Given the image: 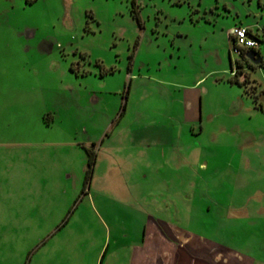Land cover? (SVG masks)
I'll return each instance as SVG.
<instances>
[{
  "label": "rangeland",
  "instance_id": "rangeland-1",
  "mask_svg": "<svg viewBox=\"0 0 264 264\" xmlns=\"http://www.w3.org/2000/svg\"><path fill=\"white\" fill-rule=\"evenodd\" d=\"M150 223L264 264V0H0V264H125Z\"/></svg>",
  "mask_w": 264,
  "mask_h": 264
},
{
  "label": "crops",
  "instance_id": "crops-1",
  "mask_svg": "<svg viewBox=\"0 0 264 264\" xmlns=\"http://www.w3.org/2000/svg\"><path fill=\"white\" fill-rule=\"evenodd\" d=\"M186 199L188 200V197ZM154 237L155 241L147 242L146 238L151 240ZM128 251L130 253H127L125 264H240L234 253L235 259L232 260L222 257L210 258L205 254L198 257L191 248L183 247L182 244L162 242L161 231L154 223L145 225L140 245H133ZM111 257L106 264H118L116 260L112 261Z\"/></svg>",
  "mask_w": 264,
  "mask_h": 264
},
{
  "label": "built area",
  "instance_id": "built-area-1",
  "mask_svg": "<svg viewBox=\"0 0 264 264\" xmlns=\"http://www.w3.org/2000/svg\"><path fill=\"white\" fill-rule=\"evenodd\" d=\"M230 41V48L234 54L243 55L250 50H256L259 42L249 34L245 27H233L227 31Z\"/></svg>",
  "mask_w": 264,
  "mask_h": 264
},
{
  "label": "water",
  "instance_id": "water-1",
  "mask_svg": "<svg viewBox=\"0 0 264 264\" xmlns=\"http://www.w3.org/2000/svg\"><path fill=\"white\" fill-rule=\"evenodd\" d=\"M245 56L254 64L259 65L261 62V58L258 52L248 51Z\"/></svg>",
  "mask_w": 264,
  "mask_h": 264
},
{
  "label": "trees",
  "instance_id": "trees-1",
  "mask_svg": "<svg viewBox=\"0 0 264 264\" xmlns=\"http://www.w3.org/2000/svg\"><path fill=\"white\" fill-rule=\"evenodd\" d=\"M233 27H245V28H247V30H248V32H249V34L250 35H252L253 37H255L256 39H257V41H258V36H257V34H254L253 33V29L250 27V26H233ZM233 27H231V28H233ZM255 28V27H254ZM229 30V29H228ZM256 30V29H255ZM259 42V41H258ZM250 51H255V52H257L256 50H250ZM248 52V51H247ZM247 52H245L244 54H243V56H245V54L247 53ZM245 58L249 61V63L251 62L246 56H245ZM252 63V62H251ZM253 64V63H252ZM237 73H235V75H236ZM229 82H231V83H234L235 81H233V80H229ZM239 84V83H238Z\"/></svg>",
  "mask_w": 264,
  "mask_h": 264
}]
</instances>
